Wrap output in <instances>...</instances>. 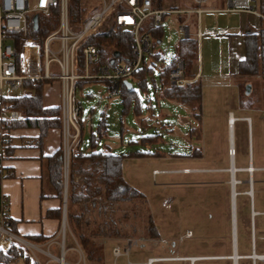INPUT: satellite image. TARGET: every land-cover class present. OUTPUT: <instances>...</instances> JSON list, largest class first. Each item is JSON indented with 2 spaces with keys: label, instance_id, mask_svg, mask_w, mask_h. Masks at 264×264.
Masks as SVG:
<instances>
[{
  "label": "rangeland",
  "instance_id": "374dc122",
  "mask_svg": "<svg viewBox=\"0 0 264 264\" xmlns=\"http://www.w3.org/2000/svg\"><path fill=\"white\" fill-rule=\"evenodd\" d=\"M80 2L82 9L85 10V19L91 16L95 9L99 11L103 7V4H101L102 0H80ZM162 8L183 10L193 8V4L191 0H165ZM165 18L166 20L163 23V42L156 49L165 60L172 62L176 57L177 45L182 40V36L177 31L180 18L179 15H167ZM48 19L50 18H41V26L43 28L45 24L50 26V29L52 28L51 33H53L58 29V24L53 19ZM242 20L245 19L240 14H204L201 18V29L206 31L209 28L216 30L217 26L222 28L232 25L239 26ZM245 21L246 23H249L248 21L251 23L252 19L246 18ZM195 24L196 16L194 15L190 20L193 33L196 29ZM72 27L75 32H81L83 29L82 26H76L74 23H72ZM192 39L195 38L192 37ZM51 49L54 52H58L60 43L58 41L53 42ZM198 54L200 56L199 62H197L193 73L197 67L199 68L202 65L205 67L206 74L209 75L229 73L228 67H226V63L229 60V48L227 43L221 42L219 37L203 38L198 45ZM235 58L236 55H234ZM51 68L53 73L58 72L56 64H53ZM154 78L159 86L158 71L155 72ZM255 79L253 83L257 82L262 88L261 78ZM247 82L248 80L243 77H238L236 81L231 79H204L201 122L196 121L192 117V123L187 126L182 124L181 118L187 117L186 112L182 108L178 109L179 112L177 113L171 103L166 102L164 105H158L157 95L154 93V83L150 79L148 83L150 96L146 97L147 94L136 83L133 85L144 103L146 112H149V103L146 100L148 97L152 100L153 107L157 112L158 122L147 115V121L143 125L135 118L134 114L123 118L122 107L118 100L110 98L108 86L106 87L102 83H90L79 88L78 100L82 109L80 121L84 128V141L79 148L81 151L86 152L91 149V135L97 132L98 124L105 113L109 121V131L100 145V151H105L106 147H110L112 149L111 152L118 155H131L134 153H151L155 155L159 153L164 156L163 158L157 155L143 158H127L125 160L124 178L131 187L145 197L147 200L146 205L141 200L125 202L117 204L111 211L108 207L106 208V206L100 204L98 208L92 209L93 211L91 210L88 214L92 230L95 226H107L109 224L108 221H112L111 218H113L124 232H128L130 237L133 236L130 240L139 241V245L131 250L130 256H122L116 259V262L112 255L113 245L110 243L109 247L105 249V257L111 263L127 264L130 261L132 264H145L150 256L173 255L174 248L187 253L194 252L197 249L208 250L210 248V246L203 243L201 235L205 231L208 233L209 230L207 231V228L211 229L215 225V220H219L217 217L221 212L220 203L213 193L215 190L220 191V188H209L201 184H195L193 177L188 175L163 173L157 175L154 174V171L190 167L189 159L196 156L197 149H200L204 155L202 161L194 162L197 167H208L211 164L216 165V167L224 166L227 162V149L232 142L235 144V150L238 154L236 157L237 165H248L249 134L247 122L239 121L236 123L234 119L233 135L230 138L227 124L228 112L230 111H233L236 116L247 115L252 117L251 146L255 165H264V108H262L263 111L255 110L254 112H242L239 110L241 98L237 92V87L241 86L243 91V87ZM235 84L237 87H235ZM51 87L55 90L48 91V88ZM59 87L58 81H52L45 88L47 105L58 101ZM28 93L32 94L34 91L24 88L17 92L9 93L7 96L20 98ZM260 94L262 96L261 91ZM193 129L194 131H192ZM144 138H153V143L149 141L144 146L142 144ZM64 171L69 174V168L67 171L64 167ZM238 177L241 179L242 175L240 174ZM261 177L264 179V174ZM199 178L197 183L201 182ZM76 182L83 186L79 178L76 179ZM66 185L65 177V187ZM241 190L242 186L237 187V191ZM219 191L215 193H219ZM255 191L258 209H264V183L262 185L256 184ZM237 200L239 254L244 256L251 254L249 241L250 225L246 226L245 221L243 222L240 206L241 197L237 198ZM146 208L149 212L146 211ZM76 211L81 212L79 207H77ZM148 213L152 215L154 223L161 234L160 241L147 240L145 229L147 227L146 217ZM244 215L247 216L249 222L248 207ZM261 221L262 218L257 219L258 255H264V226ZM68 229V223L66 222V235L69 236ZM188 231H192L195 234L194 238H186L181 241L180 237ZM128 244L129 240L120 244L123 252L128 247ZM240 264H249V262L241 261ZM257 264L261 263L258 262Z\"/></svg>",
  "mask_w": 264,
  "mask_h": 264
},
{
  "label": "built area",
  "instance_id": "2783aa9c",
  "mask_svg": "<svg viewBox=\"0 0 264 264\" xmlns=\"http://www.w3.org/2000/svg\"><path fill=\"white\" fill-rule=\"evenodd\" d=\"M164 1L102 0L103 7L101 10L95 9V12L87 17L83 23H77L76 26H82L83 29L81 32H75L72 29L70 19V0H0V123L26 120L24 114L5 104V100L12 98L7 94L24 89L27 82L58 81L60 85L59 120L62 124L64 137V163L68 171L71 157L76 155V151L82 144L83 125L80 121L82 109L78 100L79 88L90 83H108L110 85V98L121 99L122 84L126 81L131 82L133 75L155 52L150 33L142 31L143 26L149 20H153L155 26L163 27L167 15L184 17L183 21L179 22L177 31L182 39L188 40L193 37L190 20L195 15L196 38L200 40L203 36L200 29L201 15L205 12L203 7L210 0H191L194 8L183 10L164 9L162 8ZM226 1L228 7L220 11L256 14L264 20V15L260 10L261 0ZM55 11H57L58 16V29L44 36L41 34L43 27L40 20L43 17L49 18ZM35 17H38V30H35ZM109 19H113L116 27L133 33L135 59L131 62L119 63L116 59L113 65L110 63L95 68L99 63L100 55L97 47L90 45L89 42ZM55 41L60 43L58 52L51 49V44ZM162 42L163 40L159 41L160 44ZM53 64L58 67L57 73L52 72L51 66ZM169 64V61L164 60L159 69L161 70ZM200 78V73L196 74L194 78H188L185 62L179 60L169 74V85L171 87H185L197 82ZM257 78L260 79L261 76ZM159 93V91L156 92L157 95ZM27 95L31 94L28 93ZM245 120L251 126V119L246 118ZM8 146H12V137H7L6 132L0 126V157H5ZM235 154L236 152L230 151L232 158ZM248 171L251 174L254 170L250 167ZM235 183L236 186L241 182L236 180ZM249 194L252 195V191ZM11 227L9 207L3 198L0 185V241L7 240L22 248H31V244L11 232ZM256 235L255 226L252 225V253L245 257H231L234 264H237L239 260H247L251 264L258 262L264 264V255L257 253ZM61 236L64 243L66 221L62 224ZM186 236L191 237L192 233H188ZM138 245V241L129 240L128 247L124 252L119 247L115 248L113 256L115 259L122 256L128 257L133 247ZM188 260L194 264L197 259L190 258ZM166 261H173V259H150L147 264Z\"/></svg>",
  "mask_w": 264,
  "mask_h": 264
},
{
  "label": "trees",
  "instance_id": "16d2710c",
  "mask_svg": "<svg viewBox=\"0 0 264 264\" xmlns=\"http://www.w3.org/2000/svg\"><path fill=\"white\" fill-rule=\"evenodd\" d=\"M157 6V5H156ZM70 19L74 24L83 23L85 11L82 9L80 0H70ZM261 13L264 15V0H261ZM58 24L57 11L49 17ZM52 28L45 24L41 34L47 36L51 33ZM142 31H148L153 39L155 52L150 60L145 61L142 68L133 75V81L140 89L149 95V79L154 83V93L157 100H165L185 105L191 109L192 117L196 121L202 119V98L203 87L200 82L188 84L185 87H171L169 85V74L176 67L179 60H184L186 74L188 78H194L193 70L199 62L198 43L196 39H182L176 48V57L170 64L159 69L164 62V58L157 51L158 42L163 39V27H157L152 20L145 23ZM90 45L96 46L100 60L95 67L110 64L115 56L119 54L117 63L131 62L135 59L133 51L134 35L130 31H124L114 25L113 19H109L99 32L93 36L89 42ZM246 57L240 63L239 76L248 80L244 85L241 94V105L245 109H256L264 107V22L258 33L249 32L245 37ZM96 71V69H95ZM159 72L160 85L158 86L154 78L155 72ZM258 76H261L262 88L253 83ZM51 82H27L25 89L33 90L34 93L20 98H10L5 100V104L12 109L20 111L26 117L22 122L0 123L2 129L6 132L7 137H11V132L16 129H37L40 136L36 140V146L42 147L44 140L48 136L50 130L62 127L59 120L60 109L46 108L44 106V90L45 86H49ZM257 84V85H255ZM247 85H251L250 94H247ZM262 93V96L260 94ZM261 96V97H260ZM121 107L122 116L127 117L134 114L135 117L143 125L146 120L143 119L145 106L139 93L133 88H129L122 84L121 87ZM109 123L106 117L99 122L97 132L91 135V151L86 154L81 149L76 151L69 166L68 174V195H67V223L71 234L77 240L79 246L83 250L86 260L89 264H104V247L102 241L107 239H127L130 237L128 232H124L121 226L113 218L108 221L107 226H95L92 230L88 214L92 209L98 208V205L106 206L109 210H113L117 204L125 202H133L141 200L146 205L145 197L131 187L123 176V163L127 158H143L146 156H161L159 153L152 155L151 153H134L129 155H118L110 151H99L100 141H102L108 133ZM194 131V129L192 130ZM84 139V128L82 129V143ZM144 138L142 144L153 138ZM155 142V141H154ZM12 151V146L6 148L5 157H0V180L3 178L2 162ZM48 171L50 180L57 192L59 199H64L65 192V174H64V153L60 149L54 156L48 159ZM82 181L80 186L76 179ZM100 198V202H99ZM77 207L81 212H77ZM93 211V210H92ZM146 211L149 212L146 208ZM51 218L62 220L63 207L48 215ZM147 227L145 233L148 239L156 240L159 238L157 227L150 213L147 214ZM107 223V222H105ZM118 224V225H117ZM11 232L15 234V229L11 227ZM145 235V237H146ZM19 237V236H18ZM27 241L42 245L48 241L43 236L28 237ZM68 235H66V244ZM67 256V255H66ZM68 257V256H67ZM24 259L23 249L16 243H12L10 250L5 254L0 253V264H13ZM26 263L30 264V259L25 258Z\"/></svg>",
  "mask_w": 264,
  "mask_h": 264
},
{
  "label": "crops",
  "instance_id": "0c3cea01",
  "mask_svg": "<svg viewBox=\"0 0 264 264\" xmlns=\"http://www.w3.org/2000/svg\"><path fill=\"white\" fill-rule=\"evenodd\" d=\"M227 7H228V2L226 0H210L209 3L203 7L205 12L201 15V18L204 14H211V15L240 14V16L244 17L245 20L247 18V19H252V21L251 23L250 21H248L249 23H246L245 20H242L239 26L232 25L227 28L226 27L222 28L221 26L220 27L217 26L216 30L209 28L206 31H202L201 23H200V29L201 32L203 33V36L201 37L200 40H197L196 38L197 26L195 24L196 29L194 33L192 32V34L193 37L197 40L198 45L205 37H219L221 42L227 43V46L229 48V60L226 63V67H228L229 73L226 74L220 73L219 75L216 74L209 75L206 74L204 65L200 66L199 68L197 67L196 71L194 72V75L198 73L201 74V78L198 80V82L201 83L202 87H203V80L207 78L221 79V80L231 79L233 81H236L237 78L240 77L239 66L240 63L246 57L245 37L249 32L258 33L264 22V20L256 14H250L245 12L220 11L222 9L223 10L226 9ZM179 18H180L179 19L180 22L183 21V17H179ZM235 47L236 49H234ZM234 55H236L235 59H234ZM130 83L132 84V89H133L134 81L132 80ZM102 84H104L106 87L108 86V88L110 86L108 83H102ZM46 87L47 86H45V88ZM235 87H237L236 84ZM50 90L54 91L55 89L53 87L48 88V91ZM237 92L239 93V96L241 98V94H242L241 86L237 87ZM46 98L47 95L44 90V106L46 108L59 107L60 87L58 88L57 102L54 101L51 105H47ZM114 100H118L119 103L121 101V99L118 98ZM146 100L149 103V109H148L149 112H146V110L144 111L143 119L146 120V116L148 115L151 116L152 119H154L156 122H158L157 112L153 107L152 100L150 99V97L146 98ZM157 102L158 105L160 106L162 104L164 105V103L166 102L173 104L174 108L176 109L175 111L177 113L179 112L178 109L182 108L187 114V117L181 118L182 124L187 126L192 123L191 122L192 112L189 107L165 100H157ZM202 103H203V98H202ZM262 108L264 107L261 106L259 108L250 110L243 108L241 102L239 104V110L242 112H254L255 110L261 111ZM103 117H106L105 113L103 114ZM231 117L235 119L236 123L239 121H243V123H245L246 118L251 119V126H249L246 123L249 134V164L248 165L246 166L237 165L236 157L238 154L235 150V144H233L232 142L230 146H228L227 162L225 163L224 166L216 167V165L211 164L208 167H197V165H195L194 162L202 161L204 159V155L202 151L200 149H197L196 156L189 159L190 167L184 169L154 171V174L157 175L160 173L188 175L190 177H193L195 184H201L202 186H207L209 188H216V187L220 188V191L215 190V192L219 191V193H215V192L213 193L214 197H216V199L218 198V202L220 203L221 212L217 217L219 218V220H215V225L211 227V229L207 228V231L209 230L208 233H206L205 231L204 234L201 235L202 237L201 239H203V243L210 246V248L208 250L197 249L194 252H188V253L183 252L180 249L174 248L173 255L163 254L161 256H150L147 258L145 264H147L150 259H165V260L173 259V261L158 262L156 264H165V263L191 264V262L188 260L190 258L197 259L194 264H209V263L234 264L231 257L233 256L245 257L251 255L249 254L242 256L239 254L238 234H237V221H238L237 208L235 212L234 226H233V213L231 210L232 209V175L230 170L232 165H234L236 169L235 180L241 182L235 186L236 187L235 207L238 202L237 198L241 197L240 206H241L243 222L245 221L246 226L248 224L250 225L249 241L251 246L252 225L255 226L256 234H257L258 218H262L261 223L264 226V209H258L255 198L256 184L262 185V183H264V179L261 177V175L264 174V165L263 164H259L258 166L255 165L254 154L252 152V146H251L252 125H253L252 117L247 115L236 116L233 111L228 112L227 124L229 126L230 138L232 137L234 130V127H232V124L230 122ZM108 131H109V127H108ZM39 136H40V131L37 129L13 130L11 132V137H12L11 154L2 162V168L4 172H3V178L0 180L1 191L3 198L6 200L7 205L9 207V215L11 221L13 222V227L17 235L26 242H28L29 244H31L32 249H35L32 250L31 248L21 247L24 251V259H21L13 264H25L26 263L25 258L30 259V264H62L61 263L62 259H64L65 264H89L88 261L86 260L83 250L79 246L75 237L71 234L70 229H68L69 236H68L67 244H66V237L63 243V237L61 236V232H62V224L64 223V221L67 222V205L65 206L64 199L62 201V199L58 198L57 192L51 183L50 174L48 171V159L54 156L60 149H62L64 153V137H63L62 127H60L59 129L50 130L41 148L35 145L36 144L35 142L39 138ZM103 140L101 141V143L103 142ZM106 148L108 149V150L106 149L107 151L110 152L112 151L110 147H106ZM99 149L100 146L98 150ZM231 149L235 150L236 152L234 158L230 156ZM90 151L91 149H88L86 152L84 151V153L88 154L90 153ZM161 157L163 158L164 156ZM125 160L123 163V176H124ZM259 162L261 161L259 160ZM64 167H65V163H64ZM250 167L254 170L253 173L251 174L248 171V168ZM65 171L64 174L67 181V185L65 189L67 188L68 191V173H65ZM240 174L242 175L241 179L238 177ZM198 177H200L199 180L201 181L199 183H197ZM250 180H252V184H250ZM239 186H242L241 191H237V187ZM250 191H252V195L249 194ZM64 196H65V192H64ZM62 207H63L62 220L54 219L48 216L50 213H53L54 211L59 210ZM247 207L249 208L250 223L248 222L247 216L244 215V212L247 210ZM233 227H235V233L233 232ZM214 230L217 231L215 232ZM188 233H192V236L187 237L186 235ZM158 234H159V238L153 241L157 242L161 240V234L159 233V231ZM38 236H43L44 238H47L48 241L42 245H36L26 240V238L28 237H38ZM194 236L195 234L192 231H188L185 235L180 237V240L182 241L185 240L186 238L191 239L194 238ZM126 240H130V238L104 240L103 242L104 264H115V262L117 261L115 259V262L111 263L105 257V249L109 247L110 243H112L113 245V249H112V255H113V250L118 247L120 248V244L124 243ZM147 240H152V239H147ZM12 243L13 242L7 240L0 241V253L3 252L6 254L10 250ZM241 261H247V260H239L237 264H240ZM247 262L251 264L250 261ZM129 263L131 262L128 261L127 264Z\"/></svg>",
  "mask_w": 264,
  "mask_h": 264
},
{
  "label": "water",
  "instance_id": "95a60500",
  "mask_svg": "<svg viewBox=\"0 0 264 264\" xmlns=\"http://www.w3.org/2000/svg\"><path fill=\"white\" fill-rule=\"evenodd\" d=\"M34 21H35V30H38V17H35ZM118 57H119V54H117L115 56L114 60L111 61L112 65L116 62V59H118ZM124 85H126L129 88V90H132V84L130 82L126 81V82H124ZM250 92H251V85H248L247 86V94H250ZM230 171H231V175H232V213H233V226H234L235 225V212H236V207H235V197H236L235 172H236V169H235L234 165H232ZM250 184H252V180H250ZM67 193H68V191H67V189H65V196H64L65 206L67 205ZM65 214H66V211H65ZM233 232L235 233V227H233ZM61 263L65 264L64 259L61 260Z\"/></svg>",
  "mask_w": 264,
  "mask_h": 264
},
{
  "label": "bare ground",
  "instance_id": "6f19581e",
  "mask_svg": "<svg viewBox=\"0 0 264 264\" xmlns=\"http://www.w3.org/2000/svg\"><path fill=\"white\" fill-rule=\"evenodd\" d=\"M231 122H232V127H233V122H234V118L233 117H231ZM232 152H235V150H231Z\"/></svg>",
  "mask_w": 264,
  "mask_h": 264
}]
</instances>
